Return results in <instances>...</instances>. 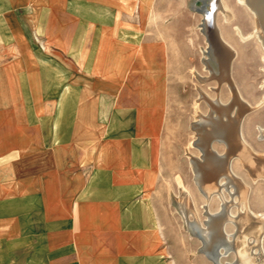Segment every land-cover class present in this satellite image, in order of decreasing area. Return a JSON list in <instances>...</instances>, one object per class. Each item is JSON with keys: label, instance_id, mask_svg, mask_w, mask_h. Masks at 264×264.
I'll use <instances>...</instances> for the list:
<instances>
[{"label": "crops", "instance_id": "crops-1", "mask_svg": "<svg viewBox=\"0 0 264 264\" xmlns=\"http://www.w3.org/2000/svg\"><path fill=\"white\" fill-rule=\"evenodd\" d=\"M168 6L0 0V264H167L128 173L156 165Z\"/></svg>", "mask_w": 264, "mask_h": 264}, {"label": "rangeland", "instance_id": "rangeland-1", "mask_svg": "<svg viewBox=\"0 0 264 264\" xmlns=\"http://www.w3.org/2000/svg\"><path fill=\"white\" fill-rule=\"evenodd\" d=\"M180 1L183 3L182 12L175 10V6H168L167 10V39L171 42V52L167 69L166 107L160 131L156 135L157 147L152 150V153H155L153 159L156 165L152 164L149 168H132L128 173V176L133 178L130 188L135 193L141 192L142 206L145 209L148 208L146 200L150 194L152 212L145 215L136 213L133 217L144 225L147 216L150 217L152 226L157 222L151 228L149 237L156 241L161 238V241L154 247H145L150 248L151 252L165 256L167 264H213L200 251V240L186 228L179 206L185 191L201 222L206 219L207 210L212 213L218 211L219 199L214 196L206 203L197 188L189 158L201 155L198 147L192 142L197 138L196 121L200 115H207L209 112V105L202 94L210 99L219 96L225 104L231 103L233 98L228 83H219L218 79L211 76L207 67L204 54L208 45L210 46V37L200 29L204 15L191 8L194 0H178ZM220 4L230 11L231 20H227L220 8L214 9L215 20L213 19L212 25L214 24L235 54L230 66L231 80L237 93L248 106V111L242 113L240 120L243 149L264 162V135L261 131V128H264V47L253 34L255 19L246 6L239 0H220ZM172 21L180 23L179 27L169 28ZM236 27H239L240 32ZM211 146L218 153L227 152L226 146L218 142H213ZM234 154L230 159L231 170L234 176L247 186L246 189H249V208L256 214L264 213V163L262 168L257 169L245 165L239 153ZM119 182L122 183L118 181L116 185ZM108 187L112 186L108 184ZM224 191L227 195L228 192L225 189ZM227 196L228 201H231L232 197ZM137 199L139 197L135 198ZM128 207L131 210V204ZM230 209L233 214H237L239 210L236 203H233ZM190 216V219L194 220V213H190ZM226 227L229 234L234 232V227L229 223ZM138 232L144 234L146 230L134 229L132 236L138 237ZM146 236L143 235L144 238H147ZM262 244L264 247V237ZM234 259L231 254L224 257L223 261L230 262Z\"/></svg>", "mask_w": 264, "mask_h": 264}, {"label": "bare ground", "instance_id": "bare-ground-1", "mask_svg": "<svg viewBox=\"0 0 264 264\" xmlns=\"http://www.w3.org/2000/svg\"><path fill=\"white\" fill-rule=\"evenodd\" d=\"M239 2L253 14L255 19L253 34L259 38L264 47V0H239ZM191 8L204 15L200 29L204 34L207 32L210 37V46L208 45L204 55H206V64L211 76L218 79L219 83L223 81L228 83L233 99L231 103L225 104L218 98L219 96L210 99L202 94L209 105V112L207 115H200L199 120L196 121L197 138L192 142L194 146L198 147L201 155L189 158L197 188L206 199V203L214 196L219 199L218 211L212 213L207 210L206 219L201 222L185 191L180 200V211L186 228L200 240V251L213 264H264L262 244L264 213L256 214L249 208L247 202L249 189H246L247 186H244V183L240 182L232 173L230 159L232 154L239 153L245 165L257 169L262 168L264 162L247 153L245 148L243 149L240 120L248 106L237 93L238 91L231 80L230 66L235 54L230 50L231 47H228L227 42L221 37L214 24L212 25L214 9L220 8L225 13L227 20L231 18L232 14L220 4V0H201L199 2L194 0ZM236 28L240 32L239 27ZM208 78L206 77V79ZM261 131L264 135V128H261ZM213 142L226 146L227 152L218 153L213 150L211 146ZM229 185L231 186L229 187ZM224 189L228 192L227 195L232 197L231 201H228ZM233 203L238 205L237 214H233L230 209ZM190 213H194V220L190 219ZM228 223L234 227L232 234L226 230ZM231 254L235 257L234 261L224 262L223 258Z\"/></svg>", "mask_w": 264, "mask_h": 264}, {"label": "water", "instance_id": "water-1", "mask_svg": "<svg viewBox=\"0 0 264 264\" xmlns=\"http://www.w3.org/2000/svg\"><path fill=\"white\" fill-rule=\"evenodd\" d=\"M199 1H201V0H197V2H199ZM211 10V8L209 9V11Z\"/></svg>", "mask_w": 264, "mask_h": 264}]
</instances>
